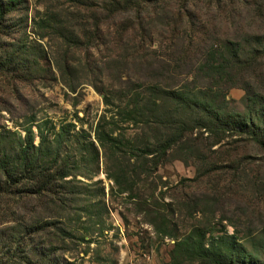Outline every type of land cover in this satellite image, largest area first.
I'll return each instance as SVG.
<instances>
[{
    "label": "rangeland",
    "instance_id": "rangeland-1",
    "mask_svg": "<svg viewBox=\"0 0 264 264\" xmlns=\"http://www.w3.org/2000/svg\"><path fill=\"white\" fill-rule=\"evenodd\" d=\"M18 1L0 33V61L16 57L0 69V157L27 128L38 145L39 127L58 141L69 125L61 159L73 171L39 194H27V182L7 191L0 171V264H177L176 243L196 228L207 242L234 236L254 250L264 150L196 128L159 91L186 88L241 114L264 98V0H136L116 14L97 0ZM255 48L251 66L210 68L223 62L219 52L251 60ZM135 97L161 107L128 117ZM104 118L142 150H156L178 119L194 128L155 165L160 152L128 150L124 161L100 147ZM118 163L130 164L123 193L109 176Z\"/></svg>",
    "mask_w": 264,
    "mask_h": 264
},
{
    "label": "trees",
    "instance_id": "trees-1",
    "mask_svg": "<svg viewBox=\"0 0 264 264\" xmlns=\"http://www.w3.org/2000/svg\"><path fill=\"white\" fill-rule=\"evenodd\" d=\"M104 5V9L109 14H116L121 11H129L136 8V0H97ZM18 0H0V33L6 28L8 16H11L18 9ZM51 22H47V28L50 27ZM262 50L259 48L250 51L251 55L256 54L254 58H241L238 51H233L230 57H225L223 53L219 52L220 58L223 62L214 65V58L212 63L210 60V68L222 70L228 68H245L251 66ZM16 57H7L4 61H0V69L7 68V64H12ZM158 91L160 89H157ZM160 94L165 98L168 103H173L174 110H177L181 115L189 114L195 116L194 126L196 128L205 129L216 136L227 135L230 137L243 138L250 140L257 144L264 150V98L252 99L253 104L250 109L244 113L235 111H225L222 106L216 105L212 100H207L194 95L186 88L174 90H162ZM145 98H134V105L127 109L126 114L128 117L135 115L134 118L142 117L144 110L149 105L150 113H157L160 105L157 99L150 100L147 104H142ZM256 106H258L256 108ZM113 120V118H112ZM105 124H98L95 135L96 140L99 142L100 147L109 150L111 156L120 155L124 161L127 158L128 150L131 153L140 152L137 157L144 158L150 156L155 152H160L159 158L157 157L154 163L158 164L172 146L177 144L186 132L193 130L190 123L183 119H178L177 124H172L174 131L171 136L161 142L157 143V149L154 147L145 146L140 148L131 142L123 134H116L118 123L114 121H106ZM48 122L45 123L47 125ZM48 126V125H47ZM112 126V128H111ZM46 127L38 128V145L35 144V133L32 128L25 130V138H19L17 150L15 153H7L4 150L0 157V171L6 181L3 182L2 187H6L7 191L20 186L22 182H27L25 190L27 194H39L53 189V185L58 181H63L71 175L72 169L66 161L61 158V150L64 142V137L70 133L69 125L63 127L59 134L55 133L58 141H51ZM55 142L56 147L51 149V143ZM118 170L110 172V179L115 182L120 192H126L131 189L128 184L127 172L129 171L130 164L117 165ZM2 187L0 189H2ZM23 190V189H19ZM5 192V191H2ZM257 241L252 239L254 250L249 251L245 246L234 236H219L212 237L208 242L206 241V233L204 230L196 228L193 233L187 235L184 239L176 243L174 249V256L177 264H262L261 258H264V230Z\"/></svg>",
    "mask_w": 264,
    "mask_h": 264
}]
</instances>
